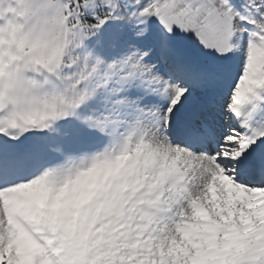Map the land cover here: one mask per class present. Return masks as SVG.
Returning <instances> with one entry per match:
<instances>
[{
	"label": "snow or ice",
	"instance_id": "1",
	"mask_svg": "<svg viewBox=\"0 0 264 264\" xmlns=\"http://www.w3.org/2000/svg\"><path fill=\"white\" fill-rule=\"evenodd\" d=\"M0 264H264V0H0Z\"/></svg>",
	"mask_w": 264,
	"mask_h": 264
}]
</instances>
